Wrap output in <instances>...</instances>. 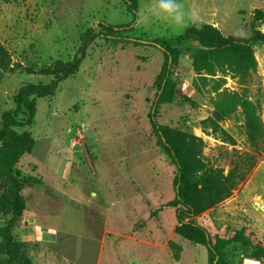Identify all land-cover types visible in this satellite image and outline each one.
<instances>
[{
    "label": "rangeland",
    "instance_id": "rangeland-1",
    "mask_svg": "<svg viewBox=\"0 0 264 264\" xmlns=\"http://www.w3.org/2000/svg\"><path fill=\"white\" fill-rule=\"evenodd\" d=\"M178 2L187 14L184 26L160 12L157 0H137L136 12L124 0H0V47L11 57V71L0 69L3 112L15 108L23 86L53 81L45 68L80 61L53 95L35 99L33 123L15 129L34 139L31 155L14 168L34 184L23 190L25 211L12 225L30 264H210L205 247L176 234L170 203L177 169L149 118L166 62L157 41L172 48L178 61L168 73L173 100L157 106L156 121L196 135L206 163L244 177L227 198L191 220L215 242H225L227 264L263 262L253 254L256 246L264 248V138L251 145L241 109L222 123L232 143L211 134L203 121L218 93L227 91L258 102L264 122V44L251 42L257 69L241 84L227 69L199 78L193 55L201 47L177 37L207 24L225 37L250 40L253 25L264 33V0ZM105 25L132 28L119 37L143 43L109 42L98 36L113 34ZM5 185L0 178V194ZM241 234L251 246L234 239Z\"/></svg>",
    "mask_w": 264,
    "mask_h": 264
},
{
    "label": "trees",
    "instance_id": "trees-1",
    "mask_svg": "<svg viewBox=\"0 0 264 264\" xmlns=\"http://www.w3.org/2000/svg\"><path fill=\"white\" fill-rule=\"evenodd\" d=\"M131 11L136 12L137 0H124ZM110 34H98L107 41L123 44H142L140 40L119 37V32L132 28H117L105 25ZM116 32V34H114ZM124 32V31H123ZM117 35V36H115ZM181 42L197 43L201 49L193 55L196 74L201 79L215 76L223 69L238 76L241 84L245 83L257 69V60L251 42L264 44V33L253 25L252 38L225 37L216 28L207 24H195L177 37ZM166 58L165 68L158 77V93L149 115L153 132L156 134L161 147L171 159L177 169L174 178L176 197L170 203L175 207L178 226L176 234L183 239L207 249L210 264H227L221 251L225 242L213 239L209 231L202 225L191 220L197 214L210 209L225 198L239 185V174L236 169L224 175L222 170L214 168L203 159L204 142L196 135L186 131L160 125L156 121V108L161 103H171L174 97L175 84L168 79V73L177 64L178 54L166 46L163 41H157ZM11 57L7 50L0 47V69L11 71ZM80 66L78 59L72 62H56L42 70L43 74L53 77L48 85L23 86L15 96V108L3 112L0 107V178L6 180L5 190L0 194V264H30L18 249L12 235L14 221L23 217L25 211V197L23 190L32 187V178H19L14 168L21 158L31 155L34 139L29 132L18 133L15 129L24 125H31L36 113L35 99L51 96L58 85L65 79L76 74ZM222 87L219 82L217 91ZM212 114L203 121L205 129L211 134L219 135L224 142L231 141V137L222 127V123L242 110L245 119V131L248 141L256 148L258 142L264 138V122L260 116L261 106L252 101L245 94L227 91L218 93L212 102ZM22 118L20 120L19 118ZM11 216L10 220L7 217ZM237 241L251 246L252 242L242 234L235 236ZM257 247L253 257L262 259L264 264V248Z\"/></svg>",
    "mask_w": 264,
    "mask_h": 264
},
{
    "label": "clouds",
    "instance_id": "clouds-1",
    "mask_svg": "<svg viewBox=\"0 0 264 264\" xmlns=\"http://www.w3.org/2000/svg\"><path fill=\"white\" fill-rule=\"evenodd\" d=\"M157 8L167 16L174 24L184 26L186 24V12L183 4L178 0H157Z\"/></svg>",
    "mask_w": 264,
    "mask_h": 264
},
{
    "label": "built area",
    "instance_id": "built-area-1",
    "mask_svg": "<svg viewBox=\"0 0 264 264\" xmlns=\"http://www.w3.org/2000/svg\"><path fill=\"white\" fill-rule=\"evenodd\" d=\"M242 264H263L261 260L253 259V258H245Z\"/></svg>",
    "mask_w": 264,
    "mask_h": 264
},
{
    "label": "bare ground",
    "instance_id": "bare-ground-1",
    "mask_svg": "<svg viewBox=\"0 0 264 264\" xmlns=\"http://www.w3.org/2000/svg\"><path fill=\"white\" fill-rule=\"evenodd\" d=\"M260 205V204H259Z\"/></svg>",
    "mask_w": 264,
    "mask_h": 264
}]
</instances>
